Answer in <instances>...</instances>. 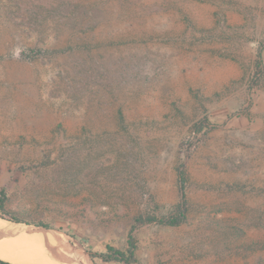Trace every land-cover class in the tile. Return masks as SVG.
<instances>
[{
	"label": "rangeland",
	"instance_id": "374dc122",
	"mask_svg": "<svg viewBox=\"0 0 264 264\" xmlns=\"http://www.w3.org/2000/svg\"><path fill=\"white\" fill-rule=\"evenodd\" d=\"M0 189L12 264H264V0H0Z\"/></svg>",
	"mask_w": 264,
	"mask_h": 264
},
{
	"label": "trees",
	"instance_id": "16d2710c",
	"mask_svg": "<svg viewBox=\"0 0 264 264\" xmlns=\"http://www.w3.org/2000/svg\"><path fill=\"white\" fill-rule=\"evenodd\" d=\"M40 54L38 51L31 50L28 53H25L24 55L27 56H37ZM184 179H182V187H184ZM5 197H4V190L0 189V211L7 214L6 207H5ZM0 219L8 220L14 223H22L16 218H5L0 217ZM185 219V211L179 207L178 209V215L173 216L169 219H161L159 220V224H166V225H179L182 223V221ZM153 223L156 222V219L148 217V218H138L137 223ZM38 227H43L45 229H51L48 225H37ZM128 248L126 252L116 250L113 247H107V253H97L93 252L87 249V253L89 254L92 262L94 264H99L97 260H101L103 264L111 263V262H123L125 264H133L136 262L135 259V251H136V243L134 237L130 234L128 237ZM0 264H12L8 261L0 259Z\"/></svg>",
	"mask_w": 264,
	"mask_h": 264
},
{
	"label": "bare ground",
	"instance_id": "6f19581e",
	"mask_svg": "<svg viewBox=\"0 0 264 264\" xmlns=\"http://www.w3.org/2000/svg\"><path fill=\"white\" fill-rule=\"evenodd\" d=\"M2 222V221H1ZM8 224V223H7ZM13 225H16V226H21V224H15V223H13ZM1 226V225H0ZM4 226H7V225H4ZM9 226H11V224L9 225ZM12 227V226H11ZM7 229V228H6ZM18 230V229H17ZM5 233H7L8 235L7 236H4V241L7 239H15V243L16 244H18V243H20V241H19V239H18V235H17V231L16 230H6V231H4ZM27 235V234H26ZM29 235V234H28ZM19 237H20V235H19ZM16 239H18V240H16ZM20 239H22L21 237H20ZM26 240V239H25ZM25 240H23V241H25ZM28 240V239H27ZM26 240V241H27ZM2 243V242H1ZM3 245H4V247H5V249H7L6 247H7V245L6 244H4V242H3ZM1 247V246H0ZM4 249V248H3ZM38 249V248H37ZM43 249V248H42ZM2 251H0V257H3V255H1L2 253H1ZM4 253V252H3ZM7 254V253H6ZM41 254V253H40ZM39 254V255H40ZM43 254V253H42ZM41 256V255H40ZM45 256V255H44ZM13 258V257H12ZM11 258V259H12ZM15 258V257H14ZM18 258V257H17ZM8 259V258H7ZM32 259V258H31ZM21 260H22V258H21ZM21 260H19V259H17V260H11L13 263H15V264H31V263H29V262H26V260L25 261H21ZM33 260V259H32ZM54 260V259H53ZM52 260V261H53ZM41 263H42V261H41ZM50 263V262H49Z\"/></svg>",
	"mask_w": 264,
	"mask_h": 264
},
{
	"label": "water",
	"instance_id": "95a60500",
	"mask_svg": "<svg viewBox=\"0 0 264 264\" xmlns=\"http://www.w3.org/2000/svg\"><path fill=\"white\" fill-rule=\"evenodd\" d=\"M11 223H13V222H11ZM15 224H21V223H15ZM23 225H25V224H23ZM25 226L30 227L29 225H25ZM35 228H36V229H38V228L45 229V228H42V227H35ZM45 230H47V229H45Z\"/></svg>",
	"mask_w": 264,
	"mask_h": 264
}]
</instances>
